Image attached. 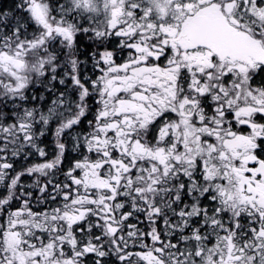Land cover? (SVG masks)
Listing matches in <instances>:
<instances>
[{"label":"snow or ice","instance_id":"obj_1","mask_svg":"<svg viewBox=\"0 0 264 264\" xmlns=\"http://www.w3.org/2000/svg\"><path fill=\"white\" fill-rule=\"evenodd\" d=\"M0 264H264V0L0 4Z\"/></svg>","mask_w":264,"mask_h":264},{"label":"trees","instance_id":"obj_2","mask_svg":"<svg viewBox=\"0 0 264 264\" xmlns=\"http://www.w3.org/2000/svg\"><path fill=\"white\" fill-rule=\"evenodd\" d=\"M10 2H11V0H0V4H7Z\"/></svg>","mask_w":264,"mask_h":264}]
</instances>
